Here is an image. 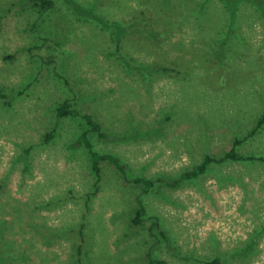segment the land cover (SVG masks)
Here are the masks:
<instances>
[{"label": "rangeland", "instance_id": "374dc122", "mask_svg": "<svg viewBox=\"0 0 264 264\" xmlns=\"http://www.w3.org/2000/svg\"><path fill=\"white\" fill-rule=\"evenodd\" d=\"M52 1L40 16L0 0V264H264V162L210 163L143 192L99 161L94 188L84 123L54 111L69 100L92 115L105 133L86 134L92 150L127 179L170 181L234 138L238 155L264 159V125L243 139L264 112L262 13L244 1L232 15L222 0Z\"/></svg>", "mask_w": 264, "mask_h": 264}, {"label": "trees", "instance_id": "16d2710c", "mask_svg": "<svg viewBox=\"0 0 264 264\" xmlns=\"http://www.w3.org/2000/svg\"><path fill=\"white\" fill-rule=\"evenodd\" d=\"M33 7L37 9V12L42 16V14H49V11H51L53 6L52 0H27ZM225 3V7L227 9L228 14L235 12L237 4L241 1L248 2L253 5L254 8L259 10L262 15L264 16V0H222ZM51 9V10H50ZM98 21L102 22L100 19H97ZM145 25V21L143 22ZM118 42V41H117ZM117 44V43H115ZM48 62V61H47ZM164 69V68H163ZM53 77L58 82V80L62 81L63 84H67V80L65 77L60 75L56 71H52ZM59 83V82H58ZM61 83V84H62ZM60 84V83H59ZM56 118H62V117H79L82 122L84 123L85 128L79 132L76 142L81 145V147L84 149L85 153L88 156L89 164L91 171L94 175V182L93 187H96V183L99 180V168H98V162L99 161H106L109 164H111L116 172L119 174V176L126 182H131L138 184L140 186V190L143 192H146V189L151 187L155 183H161L162 185L166 186H175L177 185L181 180H189L192 178H195L197 175L203 173L208 168V165L210 163H219L223 160H231V161H250V160H258L264 162V159L261 156H243L238 155L234 151V147L242 141V139L234 138L231 143V147L224 152L219 157L210 156L208 154H205L201 161L196 164L193 168L187 171L181 172L178 177L173 178L172 180H167L165 178H156V179H147L141 176H134L132 178L127 179L125 177V168L123 164L114 156L107 153H95L91 146L90 142L88 141V138L86 136L87 133H93L96 137L103 138L105 136V133L102 130L101 124L98 123V121L94 120V117L90 115L89 113L80 111L78 107L74 108L72 107L69 100H63L60 102L54 109ZM264 125V112L259 115V117L256 119L254 125L252 128L247 132V134L243 137V139H246L248 137H251L255 134V132L260 129ZM53 130L48 131L43 136V139L47 141L52 137ZM144 209L140 203L139 200H136V208L133 213V217L130 219V221L134 224H138L140 222V217L143 213ZM152 224H156V220L152 218ZM161 236H163V233L158 231ZM79 247L80 245H77V251L79 253ZM81 254V253H80ZM78 261L77 264H80V256L76 257ZM147 264H166L162 259L149 257L147 255ZM205 264H219V261L214 258L209 261L204 262Z\"/></svg>", "mask_w": 264, "mask_h": 264}]
</instances>
